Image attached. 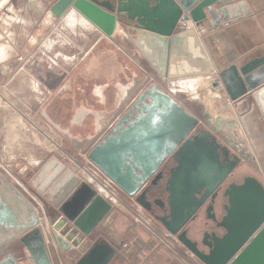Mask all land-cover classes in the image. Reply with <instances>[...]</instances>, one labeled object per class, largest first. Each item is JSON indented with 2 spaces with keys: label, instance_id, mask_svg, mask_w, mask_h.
<instances>
[{
  "label": "water",
  "instance_id": "water-1",
  "mask_svg": "<svg viewBox=\"0 0 264 264\" xmlns=\"http://www.w3.org/2000/svg\"><path fill=\"white\" fill-rule=\"evenodd\" d=\"M71 8L106 36L122 27L156 74L169 78L213 72L195 29H180L181 19L217 29L229 19L251 13L246 0H52L49 6L55 17ZM263 65L264 54L255 56L238 67V77H247ZM250 96L264 120V84L252 90ZM137 105H142L141 111L135 113ZM197 123L198 119L172 94L151 82L87 152V159L147 209L150 206L143 195L150 190L151 203L160 201L162 210L155 218L205 264H264V182L256 175L247 174L224 190L227 204L217 226L225 232L221 236L211 233L207 252L199 251L183 230L241 161V156L230 153L212 132L202 130L191 135ZM170 154L176 164L165 173V167L159 168ZM7 186L18 197L17 189ZM82 186L85 200L94 197L84 218H77L75 223L88 225L110 208V202L99 192L95 194L87 183ZM158 188L165 193L164 200L153 192ZM0 191L5 190L0 187ZM3 207L7 213L18 204L0 203V223L5 218ZM24 229L27 227L6 230L16 234ZM111 256V252L104 253L93 261L84 257L76 264H107Z\"/></svg>",
  "mask_w": 264,
  "mask_h": 264
},
{
  "label": "crops",
  "instance_id": "crops-1",
  "mask_svg": "<svg viewBox=\"0 0 264 264\" xmlns=\"http://www.w3.org/2000/svg\"><path fill=\"white\" fill-rule=\"evenodd\" d=\"M233 1L236 0H230ZM246 1L251 13L229 19L220 28L211 29L205 24L190 22L179 28L195 29L213 65L212 73L193 79L195 88L189 86L188 95L196 100L204 89L208 90L213 99L212 108L208 111L211 124L221 138L242 153V161L249 171L264 182V120L250 96L252 90L264 84V65L247 77L239 76L246 89L240 96H234L229 89L231 77L237 73L238 67L264 54V0ZM62 16L46 15L37 22L34 41L26 37L21 44H15L19 62L15 77L4 79L1 101L6 109L8 103H13L15 109L7 110L16 116L21 112L27 113L29 104L40 103L36 110L38 121L33 122L44 141L34 142L33 147L26 143V149L32 151L39 161L46 156V150H57L64 167L67 166L73 173L79 170L81 175L83 171L79 169V164L82 154L87 153L111 128L145 86L156 82L168 91L164 87L167 80H185L183 84L186 86L189 79L158 76L136 46L120 31L122 27H118L112 36H106L93 24L89 27L79 24L69 27ZM48 27L58 35H55L54 44H60V50L52 52V48L45 49L44 44L38 43ZM6 42V47L13 43ZM35 43L38 54L29 55ZM216 81L219 85H214ZM33 82L36 87L47 88L53 96L45 103L39 102L40 93L35 90ZM239 99L246 101L244 108L239 107ZM237 129L234 135L233 131ZM81 179L91 185L86 178ZM90 187L96 194V187ZM93 197L84 201L86 208ZM129 222L130 216L125 210L115 211L117 232L125 233ZM159 264L168 263L164 259Z\"/></svg>",
  "mask_w": 264,
  "mask_h": 264
},
{
  "label": "flooded vegetation",
  "instance_id": "flooded-vegetation-1",
  "mask_svg": "<svg viewBox=\"0 0 264 264\" xmlns=\"http://www.w3.org/2000/svg\"><path fill=\"white\" fill-rule=\"evenodd\" d=\"M174 97L176 99L179 98ZM177 100L198 119V123L191 132V135L201 133L202 130H208L216 135L217 141L221 145L226 146L230 153L234 152L241 156V161L237 165L236 170L226 177L220 188L207 197L204 204L195 213L194 218L183 227L186 236L191 242H195L197 249L201 252H207L208 244L212 243L211 233L221 236L225 232V229L217 226L218 220L224 213V206L227 204L224 190L231 183L241 182L245 175L252 173L249 171L247 164L242 161V153L232 148L226 140L220 137L215 127L211 124L209 114L204 108L203 103L196 102L200 110L195 111V108L191 109L188 104L192 101L184 102L183 100ZM140 106L142 105H137V108L134 110L135 113H138L139 110L141 111L139 109ZM129 117L130 115L127 116V118ZM86 157L87 153L84 152L79 169L90 172L95 168L91 164L92 162L89 163L86 160ZM175 164L174 157L170 154L163 160L159 170L165 167L164 172L166 171L165 173H167V169ZM89 174L95 175V173ZM99 179V175L96 174L95 182L98 183ZM76 181L77 183L72 188L70 187L71 184H63L60 188H57L55 185L51 187L50 193L54 196L62 197L64 195L62 201L56 207L51 205L49 200L43 194H40L38 190H34L26 178L17 173L10 174L3 167L0 168V187L5 190L0 191V203L3 206H10L12 202L18 204L17 208L10 207V212L6 213L4 207L1 211L4 213L5 218L0 223V228L3 229L0 231V264H76L81 258L86 257L93 261L100 258L102 254L110 252L112 256L107 264H123L125 261L129 263L136 262V246L138 242L136 240V231L138 230L136 229L140 227L132 220V203L130 202V198H134L138 202L136 196L127 195L112 181V187L121 206H118V209H114V204L107 199L110 202V208L106 212H102V214L99 213V217L94 223L91 225L80 223L81 225H78L75 223V220L77 218H84L85 216L86 205L83 204L85 196L83 195L84 189L82 188V183L85 180L80 179ZM35 182L41 188L47 186L45 185L47 180H43L39 176H37ZM89 183L92 184L93 182ZM7 185H11L17 189L18 197L8 190ZM148 186L152 189L151 185L148 184ZM160 189L158 188L153 192L157 193L161 200H164L165 193H161ZM152 198L150 190L143 195L145 204L150 206L149 209L138 203L153 216L154 223L165 229L155 218L156 215L162 214L159 206L160 201L157 204L151 203ZM209 207H211L210 211ZM121 209L125 210L130 216L128 229L122 234L117 232L115 226V211ZM20 227H27V229L16 234L10 231L7 232L6 230L9 228L18 229ZM35 227L38 229L35 230ZM175 236L179 244L186 247L178 239V235L175 234ZM126 241L130 242L128 249L123 248V243ZM119 256L123 259H117Z\"/></svg>",
  "mask_w": 264,
  "mask_h": 264
},
{
  "label": "rangeland",
  "instance_id": "rangeland-1",
  "mask_svg": "<svg viewBox=\"0 0 264 264\" xmlns=\"http://www.w3.org/2000/svg\"><path fill=\"white\" fill-rule=\"evenodd\" d=\"M51 2L52 0H9V2L0 9V168H5L10 174L17 173L26 178L29 185L32 186L34 190H38L40 194H43V196L49 200L51 205L57 207L62 201L64 195L62 197H56L50 193V190L51 187L58 182L60 176L70 168L67 166L64 167V170H62L49 185L41 188L36 184L35 180L37 179L42 166L51 157H55L63 165H65V163L59 159L60 154L57 152V150H46V156L43 160L39 161L38 157H36L32 151H28L26 149V143L31 147L34 142L43 143L44 141L42 134L37 132L38 126H36V123L33 122L38 121L36 110L38 109L37 107L40 106V103L36 102L35 104H29L27 113L25 112L27 115L25 113L21 114L22 112H19L20 114L18 115H21V117H17L18 115L16 116L15 113L8 111L15 109L14 104L8 103L7 110L4 102L1 101V87L3 85L4 79L5 77H15L16 64L19 62V60H17L19 56L16 55L15 44H21L23 40L25 41L26 37H30L31 41L36 39V33L38 31L37 22L45 18L46 15H51L49 10ZM69 15L70 13L67 10L62 16L65 25H67L66 19ZM44 32L45 33L42 36V40L38 41V43L41 42V44H44L43 46H45V49L52 48V52L53 50H60L58 47L60 44H54L55 40L57 39L55 38V35H57L54 33L55 31L53 32V30L48 27V29H46ZM6 40L10 41V43L13 41L11 46L6 47ZM35 44V49L31 48L29 50V55L38 54V45L37 43ZM47 53H49V51H47ZM5 66H7V68ZM33 83L35 88L36 83ZM190 85L195 88V84L190 82L183 88V92H176L177 97H179L184 102L192 101L188 104L191 109L195 108V111L200 110L199 105L196 103L198 100L204 104L207 112L210 111L212 108L213 99L208 95V90L204 89L199 96L200 98L198 97L199 99L195 100V97L192 98L188 95V92H190ZM35 90L40 93L39 102L41 103L47 102V100L51 98L50 96H53V94H50L47 91V88H39V86H37ZM7 115L9 117H6ZM40 124L42 125V119H40ZM32 125H34V127ZM237 132L238 129L233 131V134L236 135ZM46 145L49 146L48 143H46ZM75 174L79 178L78 181L81 178H86L87 180L90 179L89 172L84 171V173L81 172V175H79L80 171L78 170L75 172ZM90 186L96 187L95 189L98 192L101 188L100 184L96 182H93ZM131 207L134 208L133 203L131 204ZM135 208H138L137 205H135ZM114 209H118L116 204H114ZM138 226L140 228L136 229L138 230L136 232V240H138L136 246V262L129 263L128 261H125L123 264H159L160 261L164 259H166L168 264H179L178 259L180 256L185 255V249L179 243L171 241L169 237H167L165 232L166 230L162 228V226H159L154 222L150 225V227H148L149 229L140 225ZM117 259L123 258L119 256Z\"/></svg>",
  "mask_w": 264,
  "mask_h": 264
},
{
  "label": "built area",
  "instance_id": "built-area-1",
  "mask_svg": "<svg viewBox=\"0 0 264 264\" xmlns=\"http://www.w3.org/2000/svg\"><path fill=\"white\" fill-rule=\"evenodd\" d=\"M187 21L181 19L179 21V27H184ZM120 31L124 33L121 29ZM151 80H154V78H150ZM181 79H169L167 82H165L164 86L169 91L170 94L173 96H177L176 92H183L180 90V84L179 82ZM86 160L91 163L87 157ZM95 169H91L89 173H95V175H90V182H95V176L96 174L99 175L100 179L98 180V184H100L99 193L106 199H108L113 204L118 205V197L115 193L114 188L112 187V181L110 178H108L104 173L101 172V170L96 167L93 163H91ZM100 172V173H99ZM84 173V169H83ZM101 175V176H100ZM130 202L133 203L134 208H132L133 212V220L137 225L143 226L144 228L149 229L150 225L154 222L153 216L149 214L138 202L134 200V198H130ZM135 205H137L138 208H135ZM166 230V229H165ZM167 237L173 242L179 243L175 234L169 233L167 230L165 231ZM130 242L126 241L123 243V248L128 249ZM185 249V255H182L178 259L179 264H205L199 257H197L191 250L187 249L186 247H183Z\"/></svg>",
  "mask_w": 264,
  "mask_h": 264
},
{
  "label": "bare ground",
  "instance_id": "bare-ground-1",
  "mask_svg": "<svg viewBox=\"0 0 264 264\" xmlns=\"http://www.w3.org/2000/svg\"><path fill=\"white\" fill-rule=\"evenodd\" d=\"M8 2H9V0H0V9L2 7H4ZM68 11H69L70 15L66 19L67 26L74 27L75 25H78V24L81 27H89V26H92L91 25V22L88 21L84 16L80 15L76 10H74V9L71 8ZM233 74L234 75H232L231 80L229 82V89H230V92L234 96H238L239 94H241L244 91V85H243L241 79L238 77L237 73H233ZM195 77H204V75H201V76H186L184 78H188L189 80H187V81L188 82L190 81L193 84L194 83V80L195 79L197 80V78H195ZM181 81L179 82V84H180L179 86H180V90L183 91L184 90L183 88L185 86L183 83H185V80L182 81V84H181ZM245 102H246L245 100H241L240 101V99H239L238 100L239 107L240 108H244L246 106L245 105L246 104ZM246 122L249 123L248 119H246ZM63 168H64V165L61 162H59L55 157H51L43 165V167L41 168L38 176L41 179H43V180H47V183L45 185H48L53 180V178H55L63 170ZM76 180H78L77 176L71 170L67 169L60 176V178H59L58 182L55 184V186L57 188H60L61 185H63V184H71L70 187H72L75 184Z\"/></svg>",
  "mask_w": 264,
  "mask_h": 264
}]
</instances>
